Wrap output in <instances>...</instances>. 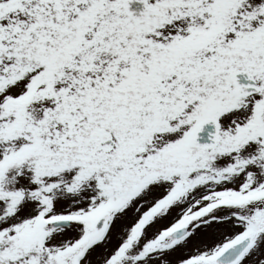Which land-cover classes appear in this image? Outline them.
I'll use <instances>...</instances> for the list:
<instances>
[{
	"label": "snow or ice",
	"instance_id": "1",
	"mask_svg": "<svg viewBox=\"0 0 264 264\" xmlns=\"http://www.w3.org/2000/svg\"><path fill=\"white\" fill-rule=\"evenodd\" d=\"M0 264H264V0H0Z\"/></svg>",
	"mask_w": 264,
	"mask_h": 264
}]
</instances>
